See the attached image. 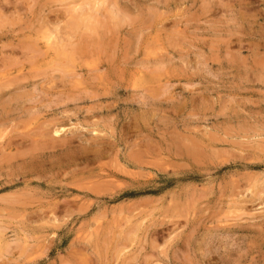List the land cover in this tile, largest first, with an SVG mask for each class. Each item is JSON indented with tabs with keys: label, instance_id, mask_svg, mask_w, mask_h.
Returning a JSON list of instances; mask_svg holds the SVG:
<instances>
[{
	"label": "rangeland",
	"instance_id": "obj_1",
	"mask_svg": "<svg viewBox=\"0 0 264 264\" xmlns=\"http://www.w3.org/2000/svg\"><path fill=\"white\" fill-rule=\"evenodd\" d=\"M263 186L264 0H0V264H264Z\"/></svg>",
	"mask_w": 264,
	"mask_h": 264
},
{
	"label": "bare ground",
	"instance_id": "obj_2",
	"mask_svg": "<svg viewBox=\"0 0 264 264\" xmlns=\"http://www.w3.org/2000/svg\"><path fill=\"white\" fill-rule=\"evenodd\" d=\"M98 1H99V0H98ZM90 2H91V1H89V3H90ZM166 2H167V0H166ZM99 3L101 4V3H103V2L100 1ZM104 4H106V3H104ZM166 4H167V3H166ZM82 5H83V4H82ZM82 5H81V8H82L81 10H83L84 7H85V6H82ZM102 5H103V4H101V6H102ZM94 6H95V5H93V7H94ZM98 6H100V5L98 4ZM75 7H76V6H75ZM75 7H74V8H75ZM69 8H70V7H69ZM74 8H73V9H74ZM109 9H110V8H109ZM76 10H77V8L74 9V11H76ZM79 10H80V9H79ZM69 11H70V10H69ZM93 11H94V10H93ZM104 11H105V10H104ZM64 12H65V11H64ZM70 12H71V11H70ZM82 12H83V11H82ZM82 12H81V13H82ZM89 13H90V12H89ZM110 13H111V12H110ZM61 14H62V13H61ZM116 14H117V13H116ZM121 14H122V13H121ZM83 15H84V14H83ZM97 15H98V14H97ZM105 16H106V15H105ZM69 17H70V16H69ZM71 17H72V16H71ZM75 17H76V16H75ZM77 17H78V16H77ZM80 17H81V16H80ZM96 17H97V16H96ZM57 18H58V17H57ZM73 18H74V17H73ZM73 18H72V21H74V20L76 21L77 18H76V19H75V18L73 19ZM78 18H79V17H78ZM87 18H88V17H87ZM77 20H79V19H77ZM99 20H100V19H99ZM119 20H121V19H119ZM80 21H81V20H80ZM95 23H96V22H95ZM77 24H79V23H77ZM77 24H74V25L76 26ZM104 24H105V23H104ZM69 25L71 26L70 23H69ZM81 25H82V24H81ZM84 25H85V24H84ZM88 25H89V24H88ZM109 25H110V24H109ZM75 26H74V27L72 26L73 28L70 27V29H71V30L73 29L72 31H75V30L77 29V28L75 29ZM77 26L79 27L80 25H77ZM93 28H94V27H93ZM45 29H46V28H45ZM56 29H57V28H56ZM56 29H55V31L58 30V29H57V30H56ZM65 29H66V28H65ZM74 29H75V30H74ZM78 29H79V28H78ZM78 29H77V30H78ZM102 29H103V28H102ZM108 29H109V28H108ZM92 30H93V29H92ZM47 31H48V30H47ZM60 31H61V30H60ZM95 31H96V29H95ZM53 32H54V31H53ZM83 33H84V32H83ZM118 33H119V32H118ZM49 34H50V33H49ZM49 34H47V35H49ZM57 34H58V33H57ZM89 34H90V33H89ZM105 34H106V33H105ZM63 35H64V37L66 36V37H65V40L67 39V37H68V39H69V37H70V34H68V35H65V34H60V35H59V34H58L59 39L57 38L58 41H57V43L55 42V43H56L55 45L58 47V48L56 47L57 49L55 48V51H57V53H58L59 51L63 52V51H62L63 48H66V46H64V39L60 38V37H62ZM74 35H75V34H74ZM43 36H44V35H43ZM56 37H57V36H56ZM49 39H50V38H49ZM49 39H48V40H49ZM71 39H72V37H71ZM88 39H89V38H88ZM90 39H91V38H90ZM69 41H70V40H67V43H68ZM90 41H91V40H90ZM224 41H225V40H224ZM65 42H66V41H65ZM72 42H73V40H72ZM48 43H49V42H48ZM69 43H70V42H69ZM91 44L93 45V43H91ZM48 45L50 46V43H49ZM75 45H76V44H75ZM52 46H53V45H52ZM52 46H51V47H52ZM63 46H64V47H63ZM68 46H69V44H68ZM113 46H114V45H113ZM226 47H227V46H226ZM44 48H45V47H44ZM87 48H88V47H87ZM65 50H66V49H65ZM113 50H114V49H113ZM52 51H53V50H52ZM23 55H24V54H23ZM24 56H25V55H24ZM53 57H54V56H53ZM63 57H64V56H63ZM68 57H69V56H68ZM61 58H62V57H61ZM238 62H239V61H238ZM67 63H68V62H67ZM70 64H71V63H70ZM55 66H56V65H55ZM60 66H61V64H60ZM66 68H67V67H66ZM71 72H72V71H71ZM46 74H47V73H46ZM75 76H76V75H75ZM47 77H48V76H47ZM46 84H47V83H46ZM52 84H53V83H52ZM149 91H150V90H149ZM74 97H75V96H74ZM55 98H56V96H55ZM62 98H63V97H62ZM74 103H75V102H74ZM57 135H58V134H57ZM70 140H71V139H70ZM253 140H254V139H253ZM11 142H12V141H11ZM199 142H200V141H199ZM248 142H249V141H248ZM33 144H34V143H33ZM44 144H46V143H44ZM173 144H174V143H173ZM97 145H98V144H97ZM190 145H191V144H190ZM190 145H189V146H190ZM38 146H39V145H38ZM203 146H204V145H203ZM258 146H259V145H258ZM45 147H46V146H45ZM37 148H38V147H37ZM61 148H62V147H61ZM180 148H181V147H180ZM96 149H97V148H96ZM148 149H149V148H148ZM110 150H111V149H110ZM96 151H97V150H96ZM102 151H103V150H102ZM179 151H180V150H179ZM99 152H100V151H99ZM176 152H177V151H176ZM37 153H38V152H37ZM158 153H159V152H158ZM180 153H181V152H180ZM191 153H192V152H191ZM194 154H195V153H194ZM210 155H211V154H210ZM229 155H230V154H229ZM203 156H204V155H203ZM137 157H138V156H137ZM140 159H141V158H140ZM229 159H230V158H229ZM231 159H232V158H231ZM218 161H219V160H218ZM9 162H10V161H9ZM77 167H78V166H77ZM98 167H99V166H98ZM39 169H40V168H39ZM24 171H25V170H24ZM70 171H71V170H70ZM109 175H110V174H109ZM114 176H115V175H114ZM207 176H208V175H207ZM48 181H49V180H48ZM263 187H264V186H263ZM31 190H32V189H31ZM36 191H37V190H36ZM239 191H240V190H239ZM242 191H243V190H242ZM249 191H250V190H249ZM22 192H23V191H22ZM135 193H136V192H135ZM256 193H257V192H256ZM98 197H99V196H98ZM192 197H193V196H192ZM189 199H190V198H189ZM2 201H3V200H2ZM11 202H13V201H11ZM9 203H10V202H9ZM55 203H56V202H55ZM64 203H65V202H64ZM11 204H12V203H11ZM25 204H26V203H25ZM38 204H39V203H38ZM8 205H9V204H8ZM54 205H55V204H54ZM64 205H65V206H64ZM64 205H63V206L66 207V204H64ZM52 206H53V205H52ZM63 206H62V207H63ZM69 206H70V205H69ZM64 207H63V208H64ZM72 207H73V206H72ZM127 208H128V207H127ZM231 208H232V207H231ZM51 209H52V208H51ZM133 209H134V208H133ZM133 209H132V210H133ZM232 209H233V208H232ZM62 210H63V209H62ZM40 211H42V210H40ZM43 212H44V211H43ZM49 212H50V211H49ZM69 212H71V211H69ZM71 213H72V212H71ZM35 214H36V213H35ZM178 216H179V215H178ZM141 222H142V221H141ZM143 222H144V221H143ZM52 226H53V225H52ZM58 228H59V227H58ZM138 229H139V228H138ZM135 233H136V232H135ZM132 237H133V236H132ZM143 242H144V241H143ZM156 243H157V242H156ZM132 258H133V257H132Z\"/></svg>",
	"mask_w": 264,
	"mask_h": 264
}]
</instances>
